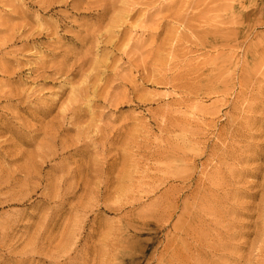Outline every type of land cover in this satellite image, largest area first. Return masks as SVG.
Listing matches in <instances>:
<instances>
[{
  "label": "rangeland",
  "instance_id": "rangeland-1",
  "mask_svg": "<svg viewBox=\"0 0 264 264\" xmlns=\"http://www.w3.org/2000/svg\"><path fill=\"white\" fill-rule=\"evenodd\" d=\"M263 186L264 0H0V264H264Z\"/></svg>",
  "mask_w": 264,
  "mask_h": 264
},
{
  "label": "bare ground",
  "instance_id": "bare-ground-1",
  "mask_svg": "<svg viewBox=\"0 0 264 264\" xmlns=\"http://www.w3.org/2000/svg\"><path fill=\"white\" fill-rule=\"evenodd\" d=\"M54 69H55V68H54ZM248 69H249V68H248ZM56 72H58V71H56ZM60 72H61V71H60ZM86 87H87V86H86ZM83 88H84V87H83ZM86 89H87V88H86ZM83 90H84V89H83ZM14 91H15V90H14ZM80 92H81V91H80ZM82 92H83V91H82ZM12 93H13V92H12ZM83 93H84V92H83ZM85 93H86V91H85ZM25 94H26V93H25ZM9 95H10V94H9ZM19 95H20V94H19ZM23 95H24V94H23ZM81 95H82V94H81ZM81 95H80V96H81ZM7 96H8V95H7ZM7 96H6V97H7ZM10 96H11V95H10ZM22 97H23V96H22ZM85 97H86V96H85ZM7 98H8V97H7ZM20 98H21V95H20ZM20 98H19V99H20ZM26 98H27V96H26ZM30 98H31V97H30ZM36 98H37V97H36ZM38 98H39V97H38ZM40 98H41V97H40ZM80 98H81V97H80ZM13 99H14V98H13ZM23 99H24V98H23ZM34 99H35V98H34ZM78 99H79V98H78ZM7 100H8V99H7ZM11 100H12V97H11ZM11 100H9V101L11 102ZM32 100H33V99H32ZM36 100H37V99H36ZM72 100H73V98H72ZM17 101H18V100H17ZM33 101H34V100H33ZM38 101H39V100H38ZM21 102H22V101H21ZM23 102H24V101H23ZM39 102H40V101H39ZM30 103H31V102H30ZM36 103H37V101H36ZM40 103H41V102H40ZM45 103H46V102H45ZM78 103H79V102H78ZM42 104H43V103H42ZM13 105H14V104H13ZM18 105H19V104H18ZM37 105H38V104H37ZM46 106H47V105H46ZM68 106H69V105H68ZM18 107H19V106H18ZM39 107H40V106H39ZM73 107H74V106H73ZM78 107H79V106H78ZM27 108H28V107H27ZM64 109H65V108H64ZM74 109H76V108H74ZM76 112H77V111H76ZM68 113H69V112H68ZM60 115H61V114H60ZM65 115H66V114H65ZM58 116H59V115H58ZM69 116H70V115H69ZM15 117H16V116H15ZM72 117H73V113H72ZM56 118H57V117H56ZM56 118H55V119H56ZM64 118H65V117H64ZM68 118H69V117H68ZM70 118H71V117H70ZM55 119H52V120H55ZM249 120H250V119H249ZM60 121H61V120H60ZM252 122H253V121H252ZM60 123H61V122H60ZM62 123H63V122H62ZM241 123H242V122H241ZM50 124H51V123H50ZM57 124H58V123H57ZM237 125H239V124H237ZM237 127H238V126H237ZM241 127H242V126H241ZM54 128H55V127H54ZM247 128H248V126H247ZM238 129H239V128H238ZM57 130H58V129H57ZM58 131H59V130H58ZM54 132H55V131H54ZM232 135H233V134H232ZM56 137H57V136H56ZM54 139H55V138H54ZM233 144H234V143H233ZM225 148H226V147H225ZM229 148H230V147H229ZM231 149H232V148H231ZM231 149H230V150H231ZM225 150H226V149H225ZM228 150H229V149H228ZM243 150H244V149H243ZM234 151H235V150H234ZM224 152H225V151H224ZM237 152H238V151H237ZM231 153H232V152H231ZM231 153H230V156H233ZM222 154H223V153H222ZM233 154H234V153H233ZM239 154H240V153H239ZM213 155H214V154H213ZM224 155L227 156V154H225V153H224ZM224 155H223V156H224ZM228 155H229V153H228ZM248 155H249V154H248ZM237 156H239V155H237ZM240 157H241V156H240ZM219 158H220V157H219ZM225 158H226V157H225ZM225 158H224V159H225ZM232 158H233V157H232ZM236 158H237V157H236ZM228 159H229V158H228ZM225 160H226V159H225ZM239 160H241V159H239ZM216 161H217V160H216ZM235 161H236V159H235ZM203 163H204V162H203ZM232 163H233V162H232ZM226 164L228 165L227 162H226ZM216 165H218V164H216ZM229 166H230V165H229ZM216 167H217V166H216ZM231 168H232V167H231ZM241 168H242V167H241ZM217 169H218V168H217ZM229 169H230V168H229ZM246 169H248V168H246ZM224 170H225V169H224ZM224 170H223V171H224ZM230 170H231V169H230ZM230 170H228V171H230ZM237 170H238V169H237ZM256 170H257V169H256ZM215 171H216V170H215ZM215 171H214V172H215ZM228 171H227V172H228ZM232 171H233V170H232ZM238 171H240V170H238ZM246 171H247V170H246ZM230 172H231V171H230ZM218 173H220V172H218ZM233 173H235V172H233ZM255 173H256V172H255ZM211 174H212V173H211ZM220 174H221V173H220ZM228 174H229V173H228ZM236 174H238V173H236ZM238 175H239V174H238ZM216 176H217V175H215V177H216ZM208 177H209V176H208ZM210 177H211V176H210ZM217 177H218V176H217ZM211 178H212V177H211ZM235 178H236V177H235ZM219 180H220V179H219ZM237 181H238V180H237ZM239 181H240V180H239ZM221 183H222V182H221ZM221 183H220V184H221ZM220 184H219V185H220ZM223 184H224V182H223ZM225 184H226V183H225ZM246 184H247V183H246ZM212 186L215 187V185H212ZM220 186H221V185H220ZM226 186H227V185H226ZM226 186H225V187H226ZM229 186H230V185H229ZM218 187H219V186H218ZM222 187H223V186H222ZM263 187H264V186H263ZM216 188H217V187H216ZM216 188H215V190H216ZM220 188H221V187H220ZM220 188H219V189H220ZM223 188H224V187H223ZM226 188H227V187H226ZM235 188H236V187H235ZM235 188H234V189H235ZM229 189H230V188H229ZM236 189H237V188H236ZM224 190H226V189L224 188ZM227 190H228V188H227ZM231 190H232V189H231ZM225 192H226V191H225ZM234 192H235V191H234ZM234 192H233V193H234ZM246 192H247V191H246ZM227 193H228V192H227ZM229 193H230V192H229ZM224 194H225V193H224ZM235 194H236V193H235ZM251 194H252V193H251ZM251 194H250V195H251ZM202 195H203V194H202ZM225 195H226V194H225ZM228 196H229V195H228ZM228 196H227V197H228ZM203 197H204V196H203ZM203 197H202V198H203ZM216 197H217V196H216ZM222 197H223V196H222ZM204 198H205V197H204ZM217 198H219V197H217ZM228 198H229V197H228ZM225 199H226V198H224V201H225ZM210 200H211V199H210ZM221 200H223V199H221ZM201 201H202V200H201ZM198 202H199V201H198ZM210 202H211V201H210ZM213 202H215V201H213ZM211 203H212V202H211ZM220 203H221V202H220ZM222 203H223V202H222ZM242 203H243V202H242ZM248 203H249V202H248ZM197 204H198V203H197ZM218 204H219V203H218ZM237 204L239 205V202H238ZM249 205H250V203H249ZM210 206H211V205H210ZM220 206H221V205H220ZM222 206H224V205L222 204ZM234 206H235V205H234ZM242 206H243V205H242ZM245 206H246V205H245ZM215 207H216V206H215ZM218 207H219V206H218ZM218 207H217V209H218ZM240 207H241V206H240ZM246 207H247V206H246ZM219 208H220V207H219ZM228 208H229V207H228ZM212 209H213V208H212ZM221 209H222V208H221ZM210 210H211V207H210ZM225 210H226V209H225ZM230 210H231V209H230ZM238 210H239V209H238ZM217 211H219V210H217ZM217 211H216V213H217ZM228 211H229V210H228ZM245 211H246V209H245ZM245 211H243V212H245ZM247 211H248V210H247ZM211 212H212V210H211ZM224 212H225V211H224ZM247 213H248V212H247ZM218 214H219V213H218ZM221 214H222V213H221ZM216 215H217V214H216ZM225 215H226V214H225ZM251 215H252V214H251ZM212 217H213V215H212ZM214 217H215V216H214ZM219 217H220V216H219ZM215 218H216V217H215ZM223 218H224V216H223ZM213 220H214V219H213ZM230 220H231V219H230ZM215 221H216V220H215ZM217 222H218V220H217L215 223H217ZM229 222H230V221H229ZM229 222L227 223L228 225H229ZM232 223H233V222H232ZM208 224H209V223H208ZM210 224H211V223H210ZM213 224H214V223H213ZM230 224H231V223H230ZM231 226H232V225H231ZM233 226H234V225H233ZM233 226H232V227H233ZM240 226H241V225H240ZM238 227H239V226H238ZM223 233H225V232H223ZM239 233H240V232H239ZM226 234H227V233H226ZM229 234H230V233H229ZM224 236H225V234H224ZM228 236H229V235H228ZM230 237H231V236H230ZM227 239H228V238H227ZM229 239H230V238H229ZM261 243H262V242H261ZM263 244H264V243H263ZM221 245H223V244L221 243ZM263 246H264V245H263ZM199 263H200V262H199ZM263 263H264V262H263ZM182 264H183V263H182ZM189 264H190V263H189ZM201 264H202V263H201ZM211 264H212V263H211Z\"/></svg>",
  "mask_w": 264,
  "mask_h": 264
}]
</instances>
